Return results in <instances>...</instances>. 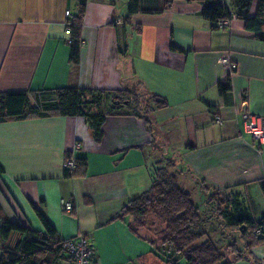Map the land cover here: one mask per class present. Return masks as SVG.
Listing matches in <instances>:
<instances>
[{
    "label": "crops",
    "instance_id": "0c3cea01",
    "mask_svg": "<svg viewBox=\"0 0 264 264\" xmlns=\"http://www.w3.org/2000/svg\"><path fill=\"white\" fill-rule=\"evenodd\" d=\"M128 1L87 0L74 64L65 11L77 14L76 0H0V92L77 86L129 98L140 85L145 94L149 121L124 108L106 117L100 141L81 116L0 122L1 213L43 230L40 211L62 238L84 235L94 249L92 264H164L153 225L134 231L131 216L117 215L168 161L191 199L202 198L201 212L203 187L247 207L264 184V144L253 140L243 115L264 116V40L236 16L215 27L200 3L187 0L160 11L164 0H144L153 11L134 13L124 30ZM234 1L224 0L232 12ZM250 1L253 17L262 0ZM227 75L231 90L221 95L217 83ZM157 99L166 105L157 107ZM69 155L86 158L84 175L66 173ZM61 198L73 200L72 212L62 210ZM215 224L209 217L205 228ZM239 262L264 264V243Z\"/></svg>",
    "mask_w": 264,
    "mask_h": 264
},
{
    "label": "trees",
    "instance_id": "16d2710c",
    "mask_svg": "<svg viewBox=\"0 0 264 264\" xmlns=\"http://www.w3.org/2000/svg\"><path fill=\"white\" fill-rule=\"evenodd\" d=\"M76 1L78 12L68 19L71 32L70 58L74 64L79 62L83 19L87 3V0ZM172 1L164 0L163 6H159L156 10L160 11L170 6ZM187 1L200 3L202 16L213 21L215 27L218 21L231 19L235 15L242 18L245 26L255 30L264 40V0L260 2L258 11L253 17L248 15L250 0H235L233 12L228 9L224 0ZM143 2L144 0L128 1V14L123 19V26L134 13L153 11L144 6ZM217 88L221 95L229 92L231 90L230 76L227 75L220 80ZM125 91L128 92V90ZM144 96V92L135 91L129 98L121 97L119 92L117 96L112 97L111 92L105 90H92L77 86L0 92V122L52 114L81 116L89 125L95 141H100L103 135L102 124L106 117L112 113L122 112L124 108L149 121L148 115L145 114L146 111L141 106ZM144 101L146 105H149V100L144 99ZM155 104L157 107H163L166 101L157 99ZM86 167V158L77 157L75 171L72 173L66 171V173L71 176H81L86 173ZM173 167L175 163L168 161L165 166L158 168L151 187L128 202L117 215L118 217L131 216L133 221L130 226L134 231L147 224L154 226L158 223L156 231L159 233L158 241L161 246L158 249L160 254H158L164 264H234L244 259L245 254L252 247L264 243V216L260 220L250 219L247 215L248 208L244 207L238 199L226 195L219 197L216 195L219 194L218 192L206 187H203L207 194L205 206L208 207L212 201L217 202L219 206L212 208L213 210L210 209L212 214L209 212L203 214L191 199L190 194L179 185L178 171H175ZM0 171H2L1 167ZM261 192L264 197V184ZM223 205L226 207L222 210ZM37 214L42 222L43 230L32 229L10 221L3 216L0 206V264H58L67 258L73 262L72 255L63 244V238L40 211H37ZM212 215L218 221H222L226 216V225L229 224L232 228L236 227L235 229L239 230L243 248H238L235 243L228 245L230 253L234 255L231 259L217 245L218 242L209 238L205 227L207 219ZM13 232L18 233V237L14 245L9 247L7 242ZM181 259H184L185 263H181Z\"/></svg>",
    "mask_w": 264,
    "mask_h": 264
},
{
    "label": "built area",
    "instance_id": "2783aa9c",
    "mask_svg": "<svg viewBox=\"0 0 264 264\" xmlns=\"http://www.w3.org/2000/svg\"><path fill=\"white\" fill-rule=\"evenodd\" d=\"M65 16L67 18L65 22V34L67 36V41L71 42V32L68 27V19L72 16L70 10L65 11ZM233 17H235V15H233L232 18ZM230 20L231 19H222L218 21L217 27L223 28L228 26ZM224 63L228 64L227 59H224ZM243 115L246 119V128L253 140L259 144H264V116L255 115L245 110L243 111ZM215 120L217 123H221L219 117H216ZM77 147L78 145L75 146L74 149ZM63 166L65 171L69 173L74 172L77 167V158L74 155H69L65 159ZM60 206L65 212H72L75 208L74 202L70 198H61ZM63 244L72 255L73 264H92L94 249L87 237L80 235L77 239L63 238Z\"/></svg>",
    "mask_w": 264,
    "mask_h": 264
},
{
    "label": "rangeland",
    "instance_id": "374dc122",
    "mask_svg": "<svg viewBox=\"0 0 264 264\" xmlns=\"http://www.w3.org/2000/svg\"><path fill=\"white\" fill-rule=\"evenodd\" d=\"M142 87L140 85L136 86L135 89H133V91H136V92H143ZM216 195H219V197H223L224 195H220V194H216ZM193 202L195 204H197V206L202 210L204 208H202L204 206V202L202 200L201 197H198L196 198V196H193ZM251 199V198H250ZM264 200V198L262 197V194L260 195H256L254 194L253 195V199L252 201H250L249 203H246L247 205V215L250 219H253V220H260L263 216H262V211H264V202L262 201ZM211 205L213 208H216L218 207L219 205L217 204V202L215 201H212L211 202ZM230 205V204H229ZM228 205V206H229ZM226 207V205H223L221 206V209L223 210L224 208ZM208 208L206 207L205 211H203L202 213L203 214H206V213H211ZM213 210V209H212ZM224 211H222L223 213ZM215 213V212H214ZM221 213V214H222ZM212 214V213H211ZM216 214V213H215ZM224 214V213H223ZM212 217H214L212 215ZM223 218V217H221ZM151 220V219H150ZM222 221L224 223L227 222V217L224 216V218L222 219ZM219 221L215 218V226L213 225L212 228H208V235H209V238L212 239L213 241H217V245L226 252H228L230 255H233V253H230V249L228 248V245H231L233 242H238V243H241L239 240H238V237H236L237 234L240 235L239 233V230L237 231L235 228H229L225 225H222L220 222L218 223ZM157 222H155L156 224ZM158 224V223H157ZM154 225L153 226V229H157L158 226ZM220 224V225H219ZM250 231V230H249ZM18 233L16 232H13L12 235L9 237V240L7 242V246L11 247L14 245L18 235ZM242 244V243H241ZM234 256V255H233ZM181 263H185V260L184 259H181L180 261ZM234 264H240V262L238 263H234Z\"/></svg>",
    "mask_w": 264,
    "mask_h": 264
}]
</instances>
